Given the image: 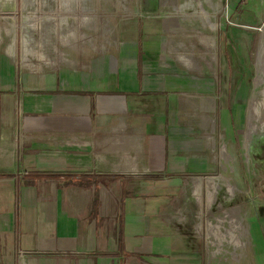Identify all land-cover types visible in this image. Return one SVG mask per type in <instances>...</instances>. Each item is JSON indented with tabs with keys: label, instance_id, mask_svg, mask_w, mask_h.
<instances>
[{
	"label": "crops",
	"instance_id": "0c3cea01",
	"mask_svg": "<svg viewBox=\"0 0 264 264\" xmlns=\"http://www.w3.org/2000/svg\"><path fill=\"white\" fill-rule=\"evenodd\" d=\"M146 6L160 8L161 1L150 0ZM253 9L240 7L238 16L248 18L244 24L254 23ZM157 39L141 41L140 62L134 46L119 69L95 62L90 70L66 68L41 75L0 55V108L19 103L21 114L33 120L26 124L29 129L44 125L47 132H65L77 152L80 135L101 132V146L110 158H120L118 167L151 165L153 170L137 182L117 176L116 202L107 189L95 190V175L55 174L29 156L22 176L0 174V264H201L199 240L188 221L177 216L176 202L191 176L209 173L205 134L219 124L233 141L241 108L232 96L227 101L229 77L187 78L174 70H156L159 59L150 55L162 52ZM259 39L264 46L263 32ZM192 93L196 101L190 100ZM189 112L203 124L183 125L184 118L189 124ZM12 113L13 106L8 112L0 109L2 117ZM3 125L0 168H7L14 145L4 141L13 130ZM197 133L204 136L195 137ZM79 162V154L71 159ZM51 175L74 183V198L62 199ZM82 196L88 206H81Z\"/></svg>",
	"mask_w": 264,
	"mask_h": 264
},
{
	"label": "rangeland",
	"instance_id": "374dc122",
	"mask_svg": "<svg viewBox=\"0 0 264 264\" xmlns=\"http://www.w3.org/2000/svg\"><path fill=\"white\" fill-rule=\"evenodd\" d=\"M148 1L0 0V55L8 56L15 67L41 75H56L66 68L90 70L95 62L119 69L121 59L134 46L140 62L141 41L155 36L162 48L150 55L159 59L156 70H174L187 78H231L227 101L232 96V102L241 108L238 130L233 141L219 124L205 134L209 173L191 176L176 202L177 216L188 221L199 240L201 264H264V113L249 112L264 94V73L256 67L259 38L264 33V0L244 4L235 0H157L160 8H144ZM245 6L257 14L251 12L255 20L251 25L244 24L245 15L238 16ZM178 55L189 57L191 66L183 65ZM190 100H195V93ZM1 106L5 112L13 106L12 114L0 116V124L13 130V136L4 142L14 145V158L11 167L0 168V174L22 176L32 155L39 167L55 174L95 175V190L107 189L118 202L117 176L137 182L153 173L151 165L118 167L120 158H110L107 147L101 146V132L80 135L77 152L65 132H47L44 125L29 129L26 124L33 120L21 114L19 103ZM188 115L189 124L184 118L183 125L196 128L203 124L196 113ZM78 154L79 164L71 163ZM108 175L114 177L105 179ZM50 177L62 199L74 198V183L62 181L58 175ZM82 198L81 206H88ZM211 228L222 237L211 233Z\"/></svg>",
	"mask_w": 264,
	"mask_h": 264
},
{
	"label": "bare ground",
	"instance_id": "6f19581e",
	"mask_svg": "<svg viewBox=\"0 0 264 264\" xmlns=\"http://www.w3.org/2000/svg\"><path fill=\"white\" fill-rule=\"evenodd\" d=\"M203 9V8H202ZM201 14H202V12H201ZM209 14V13H208ZM203 16V15H202ZM204 17V20L205 21H208L207 19H208V16L207 15H204L203 16ZM210 22V21H209ZM212 23V22H211ZM213 26H215V25H213ZM208 42V41H207ZM257 54H258V57H257V61H256V67L258 68V69H260V71H262L263 73H264V46H262V44L261 45H259V47H258V52H257ZM179 57V59H180V61L181 62H183L184 64H187L189 67L191 66V59L189 58V57H185V56H178ZM260 81V80H259ZM264 92V91H263ZM262 100L260 99V101L256 104V105H254V106H251L250 108H249V112L250 113H252V114H255V113H257V114H260V113H264V94L262 95ZM253 105V104H252ZM263 115V114H262ZM259 116V115H258ZM255 117H256V115H255ZM263 117H264V115H263ZM258 119V118H257ZM264 119V118H263ZM261 120V119H260ZM263 125H264V120H263ZM264 127V126H263ZM260 131V130H259ZM263 132V131H262ZM255 133V132H254ZM249 145V144H248ZM251 148V147H250ZM119 150H120V148H119ZM200 189V188H199ZM196 190V189H195ZM197 193V192H196ZM209 231L211 232V233H215L216 234V236L217 237H222V235L221 234H217L212 228L211 229H209Z\"/></svg>",
	"mask_w": 264,
	"mask_h": 264
},
{
	"label": "trees",
	"instance_id": "16d2710c",
	"mask_svg": "<svg viewBox=\"0 0 264 264\" xmlns=\"http://www.w3.org/2000/svg\"><path fill=\"white\" fill-rule=\"evenodd\" d=\"M104 177H107V178H108V177H112V178H113L114 176H110V175H108V176H104Z\"/></svg>",
	"mask_w": 264,
	"mask_h": 264
}]
</instances>
